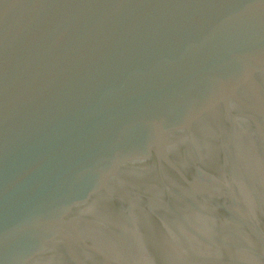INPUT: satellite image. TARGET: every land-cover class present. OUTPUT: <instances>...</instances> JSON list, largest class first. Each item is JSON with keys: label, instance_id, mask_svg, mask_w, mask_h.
<instances>
[{"label": "water", "instance_id": "obj_1", "mask_svg": "<svg viewBox=\"0 0 264 264\" xmlns=\"http://www.w3.org/2000/svg\"><path fill=\"white\" fill-rule=\"evenodd\" d=\"M0 264H264V0H0Z\"/></svg>", "mask_w": 264, "mask_h": 264}]
</instances>
